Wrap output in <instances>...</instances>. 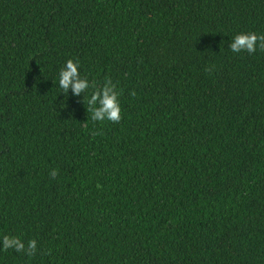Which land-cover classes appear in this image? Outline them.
<instances>
[{
	"label": "trees",
	"instance_id": "obj_1",
	"mask_svg": "<svg viewBox=\"0 0 264 264\" xmlns=\"http://www.w3.org/2000/svg\"><path fill=\"white\" fill-rule=\"evenodd\" d=\"M249 31L264 0H0V235L37 241L0 264H264V49H228ZM69 59L119 122L61 92Z\"/></svg>",
	"mask_w": 264,
	"mask_h": 264
},
{
	"label": "clouds",
	"instance_id": "obj_2",
	"mask_svg": "<svg viewBox=\"0 0 264 264\" xmlns=\"http://www.w3.org/2000/svg\"><path fill=\"white\" fill-rule=\"evenodd\" d=\"M228 49L233 53L247 52L253 54L258 49H264V35L256 32H240L231 38L228 43ZM57 82L61 92L67 94L71 90L73 96H79L85 93L84 100L91 111L92 119L95 121H112L119 122L121 120V104L120 93L117 86L110 80L106 79L102 86L97 87L81 75L80 61L69 59L59 69ZM92 88L90 94L88 89ZM50 176L55 178L57 172L55 169L50 171ZM12 249L17 253H24L31 256L37 251V241L29 240L27 244L15 235H0V251Z\"/></svg>",
	"mask_w": 264,
	"mask_h": 264
}]
</instances>
